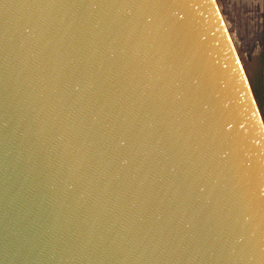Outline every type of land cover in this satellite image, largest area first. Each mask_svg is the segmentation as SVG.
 I'll list each match as a JSON object with an SVG mask.
<instances>
[{
  "label": "water",
  "instance_id": "obj_1",
  "mask_svg": "<svg viewBox=\"0 0 264 264\" xmlns=\"http://www.w3.org/2000/svg\"><path fill=\"white\" fill-rule=\"evenodd\" d=\"M0 264H264V122L216 0H0Z\"/></svg>",
  "mask_w": 264,
  "mask_h": 264
},
{
  "label": "crops",
  "instance_id": "obj_2",
  "mask_svg": "<svg viewBox=\"0 0 264 264\" xmlns=\"http://www.w3.org/2000/svg\"><path fill=\"white\" fill-rule=\"evenodd\" d=\"M234 44L255 47L246 62L241 61L264 122V0H216ZM237 51V50H236Z\"/></svg>",
  "mask_w": 264,
  "mask_h": 264
},
{
  "label": "rangeland",
  "instance_id": "obj_3",
  "mask_svg": "<svg viewBox=\"0 0 264 264\" xmlns=\"http://www.w3.org/2000/svg\"><path fill=\"white\" fill-rule=\"evenodd\" d=\"M235 41L234 44L236 46V50L240 56V59L243 62H246L250 53H253L254 50L256 49L255 47H250V43L247 42H241L240 40L237 39L236 35L234 36Z\"/></svg>",
  "mask_w": 264,
  "mask_h": 264
}]
</instances>
